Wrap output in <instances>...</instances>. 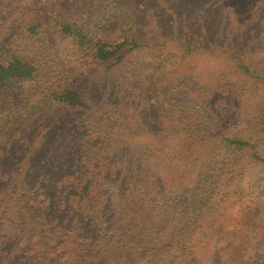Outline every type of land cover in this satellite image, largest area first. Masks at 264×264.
Segmentation results:
<instances>
[{
    "label": "rangeland",
    "instance_id": "1",
    "mask_svg": "<svg viewBox=\"0 0 264 264\" xmlns=\"http://www.w3.org/2000/svg\"><path fill=\"white\" fill-rule=\"evenodd\" d=\"M147 2L148 13H137L135 18L140 29L137 35L142 40L159 44L161 38L158 33L172 35L168 41L170 46L182 37L189 44L198 46V51L187 55L182 62L175 60V63L172 60L157 63L153 60L157 50H153L151 55L131 54L122 65L87 67L85 73H82V63L73 58L75 63L70 67L76 75L69 72L68 65L62 68L58 64L67 56L63 52L64 42H59L40 56L42 62L48 63L45 78L55 81L71 75L75 77L87 107L51 111L48 132L39 144L33 143L29 130L24 131L25 138H28L26 142L24 139L21 141L20 136L2 143L0 160L4 161L2 171L5 176L0 179V264L5 261L26 264L33 256L41 261L39 252L44 254V249L51 246L56 252H64V246H70L77 240L74 239L76 230L72 228L76 221L81 223V228L88 229L86 237L98 236L99 223H91L82 214V200L99 189L104 181L109 180L113 184L119 176H127L134 167L135 152L141 157L148 154L147 146L150 144L154 145L159 140L166 142L162 149L154 151L153 159L147 165L152 174L160 173L166 191L154 199L149 197L153 199V209L158 211L170 209L160 201L163 196L170 199L172 205L183 191L187 192L183 199L190 200L188 193L203 187L205 182L221 186L209 192L208 201H219L221 188L226 190L227 185L235 187L234 181H227V174H216L211 165L207 166L209 163L204 165V170L200 169L220 134L240 132L264 142V88L236 77L230 62V59L245 61L250 57L257 69L264 68V57L258 50L264 46V0H195L178 9L175 8L176 0ZM34 44L36 41L23 36L7 12L0 13L1 49L16 50L22 56H30L36 50ZM54 52L58 54L59 61L54 59ZM165 127L180 129L178 136L183 139L188 137L185 132L194 137L197 135V140L187 149L177 135H172L175 140L165 139L163 135L151 139ZM25 159L31 161V171L25 174L31 183H38L47 196L52 201L57 200L56 204L61 206L56 210L60 221L45 229L40 218L32 219V228L38 229L37 235L26 234L31 232L26 231L17 237V231L11 224L14 216L7 206L14 195L16 173L23 170L22 160L25 162ZM221 160V156L216 158L217 162ZM77 182L83 184V193L76 190ZM93 182L95 186L91 187ZM258 190V185L246 186V200L258 197ZM116 192V187H113V196ZM244 201L243 198L238 201L232 197L219 205L217 213L209 210L205 217L199 215L194 225L214 221V224L221 223L225 230L236 226L242 230ZM255 205V216L249 229L255 236L252 243L261 240L264 226V200L255 201ZM105 211L106 222L115 226L120 203L109 199L103 204ZM223 211L224 216L218 217ZM164 213L169 217L171 209ZM194 219H188V223ZM208 233L206 249H214L216 256L204 257V264H225L227 256L221 245L227 238L211 229ZM77 243L80 244L79 240ZM200 246L204 245L200 243ZM80 251L75 249V253ZM89 253L93 256L97 252L92 250ZM44 257V264H55L50 253ZM39 261L34 260L35 263Z\"/></svg>",
    "mask_w": 264,
    "mask_h": 264
},
{
    "label": "trees",
    "instance_id": "2",
    "mask_svg": "<svg viewBox=\"0 0 264 264\" xmlns=\"http://www.w3.org/2000/svg\"><path fill=\"white\" fill-rule=\"evenodd\" d=\"M176 1L175 8L178 9L184 3L195 0ZM147 5V0H0V13L7 12L22 35L36 41V50L30 56L0 48V156L1 145L7 140L9 142L22 136L21 141H28L24 131L29 130L34 144L44 141L51 111L82 110L87 107L79 90V82L72 77L75 74V70L70 67L75 63L73 58L82 63V73H85L87 67L122 65L131 54L151 55L153 50H157L153 56L157 63L171 60L175 63V60L182 62L187 55L198 51V46L189 44L182 37L176 39L174 46H170L168 41L172 35L158 33L161 38L159 44L142 40L137 35L140 29L136 26L135 18L137 13H148L150 9ZM59 42L65 43L63 52L67 56L58 64L62 68L68 65L69 72L74 73L50 81L44 77L48 71V63L42 62L40 56H44L47 50L57 46ZM219 50L222 51L223 48L219 47ZM258 50L264 57V46ZM53 56L59 61L57 53L54 52ZM230 62L236 77L264 88V68L257 69L250 57L245 61L230 59ZM172 130L165 127L151 139L163 135L165 139L175 140L172 135L178 136L180 129ZM185 133L187 139L178 137L180 143H184V148L189 149L197 140V135L194 137L189 132ZM165 144L164 140L150 144L147 146L148 154L142 157L135 152L132 163L134 167L127 176H119L113 184L109 180L104 181L99 189L82 200V214L91 223H99L98 236L86 237L88 229L81 228V223L76 221L72 228L76 230L74 239L77 240L70 246H64V252H56L53 246L46 247L45 256L50 253L52 263L55 264H204V257L216 256L214 249H206L208 242L205 237L211 229L227 238L221 245L227 256L225 264H264V226L261 240L257 243H252L251 239H255V236L249 230L250 222L252 224L255 216V201L264 200V142L240 132L220 134L214 140L213 148L200 169L204 170V165L209 163L207 166L211 165L216 174H227V181H234L235 187L227 185L226 190L221 188L219 201H208L209 192L221 187L210 182L189 192L190 200L183 199V195L187 194L183 191L172 201V205L171 200L163 196L160 201L170 207L169 217L164 213L169 208L158 211L153 209L155 196L166 191L160 173L156 172L154 175L147 169L154 151L162 149ZM218 156L222 157L219 162L216 161ZM3 163L0 160V179L5 176L2 171ZM22 163L23 170L16 173L14 195L8 201L7 210L14 216L11 224L17 231V237L26 231H31L26 234L36 236L38 229L32 228V219L40 218L45 229L53 227L60 221L56 217V210L61 206L56 204L57 200L52 201L38 183H31L25 175L31 171V161L25 159ZM251 184L259 186V193L256 194L258 197L247 201L248 195L244 193V189ZM94 186L93 182L91 187ZM113 187L117 189L115 196ZM75 188L79 194L83 193L82 183L77 182ZM232 197H236L238 201L242 198L245 200L242 230L238 226L225 230L221 223L214 224V221L194 225L199 215L203 218L209 210L217 213L219 205L230 201ZM111 198L120 203L115 226L106 222V211L103 212V204ZM175 202L176 209L173 210ZM71 209L68 208L69 211ZM222 216L224 211L218 215ZM191 218L195 219L188 223ZM78 240L80 244L77 243ZM200 243L204 246L201 247ZM76 248L81 250L80 253H75ZM91 249L97 252L93 256L89 253ZM44 254L39 252L41 261L33 256L26 264H44ZM34 260L39 262L35 263ZM2 264L11 263L5 261Z\"/></svg>",
    "mask_w": 264,
    "mask_h": 264
}]
</instances>
